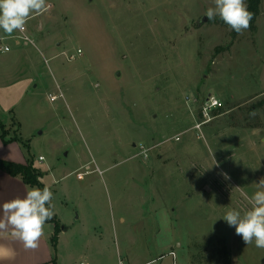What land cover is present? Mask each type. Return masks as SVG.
Masks as SVG:
<instances>
[{"label":"rangeland","instance_id":"374dc122","mask_svg":"<svg viewBox=\"0 0 264 264\" xmlns=\"http://www.w3.org/2000/svg\"><path fill=\"white\" fill-rule=\"evenodd\" d=\"M46 2L25 24L34 44L0 29L11 46L0 50V94L32 78L0 122L7 138L29 140L51 221L69 227L70 264L85 230L103 234L102 264H129L144 246L158 257L160 232L176 264H264V249L222 219L247 210L264 178V0L239 34L202 21L213 0ZM210 95L223 107L196 128Z\"/></svg>","mask_w":264,"mask_h":264},{"label":"clouds","instance_id":"9594fccd","mask_svg":"<svg viewBox=\"0 0 264 264\" xmlns=\"http://www.w3.org/2000/svg\"><path fill=\"white\" fill-rule=\"evenodd\" d=\"M206 17H217L231 30L242 33L250 26L252 13L245 0H213ZM51 6L46 0H0V29L11 35L15 31L23 33L25 24L33 13L41 14ZM230 179L227 173H222ZM257 190L246 198L249 208L243 213L229 210L222 217L229 226L235 227L236 235L247 245L264 249V178L255 183ZM53 192L48 185L32 187L23 197H16L0 204V231H9L12 238L23 243L25 249L35 250L44 236V225L55 215Z\"/></svg>","mask_w":264,"mask_h":264},{"label":"crops","instance_id":"0c3cea01","mask_svg":"<svg viewBox=\"0 0 264 264\" xmlns=\"http://www.w3.org/2000/svg\"><path fill=\"white\" fill-rule=\"evenodd\" d=\"M32 78L24 77L20 80H16L9 86L7 93L0 94V110L6 112L14 111V108L23 100L26 93L30 90ZM3 92L4 90L1 89ZM2 125L5 123L0 122V159L27 164L28 158L26 154L28 151L17 141L5 143L1 138L3 132ZM6 139L7 136H6ZM24 148V149H23ZM26 150V151H25ZM31 151V150H30ZM32 187L27 184L21 175L13 176L9 172L0 169V204L9 201L16 197H23L26 191ZM38 187V186H37ZM66 229L59 230L56 234L55 222L47 221L44 225V236L39 242V246L35 250L25 249L23 243L11 237L9 231H0V264H70V258H66L65 252L61 249V245L68 248L69 243L72 244L70 239L63 236V231H68L69 227L65 226ZM161 241L160 245H164L159 249L158 257L151 254L150 249L147 246L140 248L137 252H132V255H128L127 259L129 264H176L177 253L171 249L170 243L172 237L165 239L160 232ZM57 235L56 247L53 244V237ZM83 240V247L85 249L84 254L80 257V262L85 264H102V259L99 260V256H103L102 243L103 234L100 235L98 240L89 238L88 232H81ZM95 247V254L92 252V245ZM166 250V251H165ZM175 253V256L171 254ZM134 255V256H133ZM158 259V261H157Z\"/></svg>","mask_w":264,"mask_h":264},{"label":"trees","instance_id":"16d2710c","mask_svg":"<svg viewBox=\"0 0 264 264\" xmlns=\"http://www.w3.org/2000/svg\"><path fill=\"white\" fill-rule=\"evenodd\" d=\"M247 9L252 13V19L250 21L249 27H254V24L260 14V5L261 0H245ZM235 32V31H234ZM236 34V33H235ZM3 128V125H2ZM1 138L5 143H10L13 141H17L21 143V145L28 151L29 157H28V163L27 164H20L15 163L7 160L0 159V169H3L13 176L21 175L23 180L32 186H38L39 188H43L44 185L40 181V177L42 176L41 172L33 165V159L30 154V145L29 140H24L23 138H8L6 139L5 130L3 129V132L1 134ZM51 221V220H49ZM55 222V221H54ZM56 232H59V224L55 222ZM53 244L56 247L57 244V235L53 237Z\"/></svg>","mask_w":264,"mask_h":264},{"label":"built area","instance_id":"2783aa9c","mask_svg":"<svg viewBox=\"0 0 264 264\" xmlns=\"http://www.w3.org/2000/svg\"><path fill=\"white\" fill-rule=\"evenodd\" d=\"M13 38L18 39L20 41H22L25 44H30L33 43L34 41L31 39V37L28 34V29L27 26L25 25V31L23 33L18 31V35L14 36ZM0 50L4 53L11 51V46L7 43H3V39L2 41H0ZM63 94L62 93H50L49 94V100L51 102H55L58 99L62 98ZM223 107V103L220 99H218L215 95H210L209 97L206 98V100L203 103V107H202V115L204 117V120H202L201 122L197 123L196 128H201L203 126V124L211 121V113L214 110H218L220 108ZM148 150V148L143 147L142 151L146 152ZM44 156H40L39 157V161L42 162L44 161ZM172 255L175 256L174 252H171ZM81 264H85V263H81Z\"/></svg>","mask_w":264,"mask_h":264},{"label":"water","instance_id":"95a60500","mask_svg":"<svg viewBox=\"0 0 264 264\" xmlns=\"http://www.w3.org/2000/svg\"><path fill=\"white\" fill-rule=\"evenodd\" d=\"M203 20H207V17H204V18L202 19V21H203ZM63 229H66V227L63 226Z\"/></svg>","mask_w":264,"mask_h":264}]
</instances>
